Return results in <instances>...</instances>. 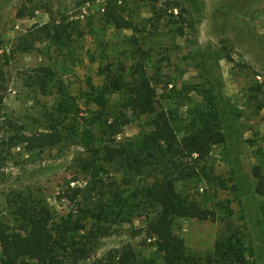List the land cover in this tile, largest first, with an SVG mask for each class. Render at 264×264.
<instances>
[{"label":"trees","instance_id":"1","mask_svg":"<svg viewBox=\"0 0 264 264\" xmlns=\"http://www.w3.org/2000/svg\"><path fill=\"white\" fill-rule=\"evenodd\" d=\"M128 3L135 6L130 12ZM141 6L150 10L149 19H138L136 12ZM185 12L179 3L171 0L106 1L103 13L106 23L119 31H132L134 36L148 32L149 27L150 37H130V48L133 51L139 48L132 54L130 66L124 63L120 68L100 70L106 83L104 90L90 85L92 102L101 112L90 124L97 137L87 136L93 142L91 155L79 165L87 179L83 186L78 183L71 186L73 181L68 182L63 190L64 198L74 209L58 217L35 187L8 194V216L0 219V264H257L253 249L246 244L244 225L236 224L243 222L244 217L235 220L233 201L218 199L221 190L231 191L235 196L239 190L233 175L226 179L216 174L209 163L213 149L226 143L210 80L201 75L200 81L184 83L178 89L176 78L164 75L161 61L155 59L156 50L164 44L160 41L164 37L156 36L165 29L175 36H184ZM174 18H181L182 26ZM77 30L55 20L36 25L20 35L2 57L8 63L10 54L32 53L45 43L62 48L71 46L81 38L73 37ZM174 38L178 37H170ZM224 56L234 62L228 53ZM0 75H3L1 70ZM26 78L29 86L45 97L55 94L57 88L58 103L53 112L45 115L46 124L35 131L0 116V163L3 164L13 149L26 154L43 152L59 146L74 133L75 127L68 122L76 120L77 103L57 81L55 71L36 67L27 72ZM162 83L163 92L171 93L168 99L159 94ZM113 95L119 97L117 103L130 118L108 113L109 121L103 120L107 107L111 108ZM3 101L4 96L0 95V115ZM246 102L254 115L264 110L263 83L253 81L248 86ZM144 118L151 127L148 132L132 140L116 141L125 126ZM260 147L258 163L252 171L264 219V136ZM196 180L203 181L217 197L218 200L211 201L212 207L201 200L205 194L179 190L180 183ZM142 216L147 222L145 234L156 239L155 247L162 253V263L140 258L130 244L106 257H95L100 241L114 234V226ZM180 219L218 223L221 229L213 251L206 255L190 253L185 240L175 233Z\"/></svg>","mask_w":264,"mask_h":264},{"label":"rangeland","instance_id":"2","mask_svg":"<svg viewBox=\"0 0 264 264\" xmlns=\"http://www.w3.org/2000/svg\"><path fill=\"white\" fill-rule=\"evenodd\" d=\"M106 1L0 0V70L3 72L0 75V95L4 96L0 116L32 131L46 124L45 115L53 112L58 103V90L55 88V94L45 97L29 86L26 74L36 67L52 68L57 81L77 103L76 120L68 122L75 127L74 133L66 141L55 148L32 154L13 149L6 163H0V219L8 216V194L26 187L39 189L58 217L66 216L74 209L64 198L63 190L68 182L73 181L71 186L77 183L83 186L87 179L81 174L79 165L91 155L93 142L89 137L97 135L90 124L101 112V108L92 102L90 85L104 90L106 83L100 70L120 68L124 63L130 66L132 54L139 50L130 48V37H150L149 27L148 32L134 36L132 31H119L106 23L103 16ZM171 1L186 10L183 13L187 22L185 34L175 36L174 32L165 29L156 36L164 37L160 39L164 44L163 48L156 50L155 59L161 61L164 75L176 78L178 89L184 83L200 81L201 75L210 80L226 143L213 149L209 163L214 166L216 174L226 179L233 175L239 190L238 196L221 190L218 199L233 201L234 219L244 217L243 222L236 221V224L244 225L245 241L253 249V259L257 264H264V219L252 171L258 163L264 136V110L254 115L246 102L248 86L253 81L264 84V0ZM127 7L129 12L135 8L129 3ZM174 14L177 15L178 11ZM136 15L141 20L152 16L150 10L143 6L138 7ZM174 19L182 26L181 18ZM53 20L76 27L78 30L73 37H81L79 41L76 39L77 42L63 48L50 43L38 45L32 53L10 54L8 63L2 57L4 51L11 50L20 35ZM225 53L234 62L227 61ZM164 88L162 83L159 94L168 99L171 93L168 90L163 92ZM111 99V108L107 107L103 120L109 121L108 113L130 118L129 113L117 103L119 97L113 95ZM110 121H113L112 117ZM68 128L71 129L70 126ZM150 129L148 119L133 120L121 130L116 141L135 139ZM178 188L205 194L201 200H206L209 207L218 200L203 181L180 183ZM146 223L145 216H142L133 218L130 223L114 226V234L100 241L95 257H106L113 250L130 244L140 258L156 259L162 263V253L155 247L156 239L145 234ZM220 229L218 223L180 219L175 233L185 240L190 253L206 255L213 251Z\"/></svg>","mask_w":264,"mask_h":264}]
</instances>
